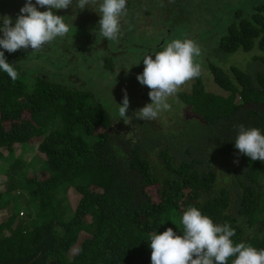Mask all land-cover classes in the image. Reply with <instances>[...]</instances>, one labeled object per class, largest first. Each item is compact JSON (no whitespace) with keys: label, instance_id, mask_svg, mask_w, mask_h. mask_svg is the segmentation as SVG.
Segmentation results:
<instances>
[{"label":"trees","instance_id":"16d2710c","mask_svg":"<svg viewBox=\"0 0 264 264\" xmlns=\"http://www.w3.org/2000/svg\"><path fill=\"white\" fill-rule=\"evenodd\" d=\"M11 11L18 18L20 10ZM87 11L73 0L56 14L73 32L78 14ZM235 17L217 62L201 67L190 92L172 98L190 116L176 114L164 124L131 112L132 122L125 124L92 88L57 72H32L30 89L21 49L9 53L0 47L18 71L13 82L0 70V148L9 158L37 141L48 169L25 180L46 218L31 229L17 217L4 221L1 212L10 203L5 195L25 187L15 175L17 165L10 176H0V264H152L151 235L169 227L182 235L189 207L230 224L234 243L264 249V162L235 148L241 124L264 134V2ZM64 43L57 38L45 46L63 52ZM238 52L246 55L225 57ZM104 66L115 68L109 58ZM209 77L225 94L208 90ZM62 189L68 208L58 202Z\"/></svg>","mask_w":264,"mask_h":264},{"label":"rangeland","instance_id":"374dc122","mask_svg":"<svg viewBox=\"0 0 264 264\" xmlns=\"http://www.w3.org/2000/svg\"><path fill=\"white\" fill-rule=\"evenodd\" d=\"M263 2L264 0H127L128 14L121 18L122 34L118 40L109 41L99 35L98 24L101 17L98 12L102 0H96L95 4L88 5L87 12L78 14L81 20L79 19L80 23L73 32L69 31L63 38L58 37L64 43L65 39L77 36L73 43H64L65 51L54 48L49 50L46 46L35 52L21 49L24 59L20 61V66L30 72L27 77L30 89L36 78L32 72L40 75L57 72L92 88L113 115L119 112V104L122 105L126 90L130 100L128 112L135 113L152 102L149 97L150 89L137 80V76L144 71L143 59L146 55H153L154 59V54L162 51L167 43L175 39H192L202 49V55L197 60L204 68L209 62H217L216 55L218 51L221 52L220 43L235 22L236 14L250 13ZM33 3L35 4V0ZM25 4L26 0H0V16H10L14 23L17 18L11 9L17 12ZM37 7L42 11L41 7ZM241 55L246 54L238 52L225 57L234 61ZM107 58L113 61V71L104 66ZM188 82L181 91H191L193 79ZM207 88L217 94H225L213 77H209ZM172 98L168 100L171 109L161 112L156 121L167 123L176 114L182 119H188L189 109L181 103L176 106L178 102L172 101ZM16 165L15 175L25 187L5 195L4 200L10 203L1 212H4L3 216H7L4 221L17 217V221L31 229L40 224L42 219H46L44 213H41L39 200L29 194L28 189L34 186L25 182L26 178H40L48 173L39 154V142L23 144L19 152L11 154L9 158L4 156L3 149L0 148V176H10ZM60 201H63L62 206L69 207V202L65 201L64 189L58 194V202ZM21 213L25 215L20 216ZM16 224L17 222L15 226Z\"/></svg>","mask_w":264,"mask_h":264},{"label":"clouds","instance_id":"9594fccd","mask_svg":"<svg viewBox=\"0 0 264 264\" xmlns=\"http://www.w3.org/2000/svg\"><path fill=\"white\" fill-rule=\"evenodd\" d=\"M95 3L96 0H76V7L83 11ZM37 5L48 10L40 11ZM72 5L73 0H35V4L33 0H26L14 23L10 16H0V33H3L0 47L9 53L29 47L35 52L56 38L65 37L70 26L56 11L66 10ZM98 14L101 17L99 35L109 41L118 40L122 34L121 18L128 14L127 0H102ZM5 51H0V70L15 82L18 78L16 64L7 62ZM201 55L198 43L187 38L167 43L162 51L154 54V59L153 55H146L144 71L137 80L150 89L152 102L138 109L134 113L135 118L155 120L161 112L169 111V98L176 96L188 81L201 75V64L197 60ZM119 105L120 118L125 124H131L132 117L127 115L130 100L126 90L123 103ZM235 148L252 161L264 162V134L259 128L239 125ZM181 223L182 235L171 227L163 233L151 235L152 264H228L232 257H235L232 264H264V249L258 250L244 242L234 243L232 238L236 231L230 224H217L196 207H189L183 213Z\"/></svg>","mask_w":264,"mask_h":264}]
</instances>
